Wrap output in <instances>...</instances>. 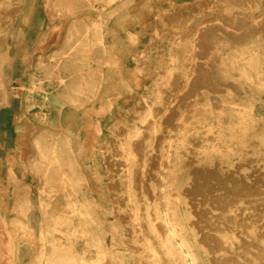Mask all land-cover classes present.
<instances>
[{
    "label": "bare ground",
    "instance_id": "6f19581e",
    "mask_svg": "<svg viewBox=\"0 0 264 264\" xmlns=\"http://www.w3.org/2000/svg\"><path fill=\"white\" fill-rule=\"evenodd\" d=\"M60 1L42 0L48 19L59 18V23L39 30L32 43L17 29L11 53L9 28L29 19L20 14L23 0H0V46L7 44L0 48V123L11 121L17 131L14 146L5 151L3 175L0 170V264H123L117 252H132L137 264H264V125L259 123L264 122V109H258L259 93L264 92V0H162L154 7L147 3L151 13L144 29L126 30L131 66L115 42L108 51L103 45L104 17L111 18L130 0H86L97 16L87 18L84 29L73 27L85 36L75 51L87 63L96 60L99 71L107 65L106 79L118 74L125 89L132 88L126 77L132 72L143 77L149 68L156 80L150 92L141 91L119 116L113 107L123 94L113 81L106 100L83 108L87 124L80 157L92 160L93 166L88 178L82 174L80 180L75 179L76 163L46 145V130L61 127L62 118L49 122L44 109L28 114L37 99V104L58 109L63 100L45 82L21 76L30 75L36 55L44 56L47 46L63 41L64 23L78 6L69 0L59 9ZM127 15L135 19L138 14ZM142 31L148 35L141 37ZM97 43L102 47H95ZM95 49L99 55L92 54ZM17 54L25 63L22 72L14 62ZM70 56L55 58L61 62ZM136 85L149 90L142 80ZM89 95L80 93L68 102L84 106ZM122 99L129 104L124 95ZM229 110L237 113L241 126L225 127L220 115L227 116ZM201 114L217 120L216 125H204V135L192 122ZM110 116L114 122L105 133ZM218 143L226 151L233 143L238 160L223 153L209 155L218 151ZM17 168L37 178L35 193L52 199L61 191L66 197L63 208L42 206L37 234L19 218L25 213L22 196L29 186L16 176ZM84 185L107 197L108 205L93 193L88 200L95 215L107 211L105 228L95 226L89 208L70 196ZM72 216L78 223L71 222ZM106 232L116 236L120 250L103 245ZM82 237L95 248L94 262L77 253L72 240ZM25 242L35 247L30 263Z\"/></svg>",
    "mask_w": 264,
    "mask_h": 264
},
{
    "label": "rangeland",
    "instance_id": "374dc122",
    "mask_svg": "<svg viewBox=\"0 0 264 264\" xmlns=\"http://www.w3.org/2000/svg\"><path fill=\"white\" fill-rule=\"evenodd\" d=\"M52 0H50L51 2ZM69 0H61L60 4H57V7H64ZM73 4L78 7L74 8L72 12H70V16L65 21V29L66 31L61 35L62 42L58 44H52L46 47V54L44 56L36 55V63L39 64V67L35 66L29 68L30 75L26 74L21 75L25 79H30L31 77L35 80H41L46 83V86L49 90L53 91L57 97L63 100V104L58 109L54 106L44 107L43 105L37 104L40 103V100H36V104L29 105V112L28 114H33V110L37 109H44L46 113V118L49 120H56L59 122V118H62L61 127H50L48 128L47 133L48 135L45 137V141H47L46 145L51 150L52 148L57 149L56 153H60L63 151V154L67 156L69 159L73 160V162L77 165V172L78 175L75 176V179H81L83 176L82 174L87 177V173L89 168L93 166L92 160L90 159H81L80 154L84 150V139H85V127H86V115L83 111L85 107L91 106H98L100 102H103L107 99V92L108 87L111 81H113L118 89L121 90L122 94L128 100L129 104L121 98L118 99L116 103H114V113L116 116L123 111L124 106H130L131 103H134L138 100L139 94L141 91H151L150 87L154 84L156 80V75L153 70L146 68L145 74L143 77L140 75L132 72L129 74V78L132 88L125 89L122 84V81L118 79V74L114 73L112 76L113 78L106 79L107 75L110 73V68L107 65H102L101 71L97 69L96 60H92L90 63H87L86 58H82L80 55V51H75V46L78 44L77 42L81 40L80 38H84V34L80 37L77 32L73 30L74 26H77L79 29H84V26L87 22V18L95 17L96 11L88 6L86 0H70ZM161 2L162 0H130L129 6L126 8H120L112 14L111 18L109 16L104 17L105 23H107V30H105V43H103L105 49L108 51L110 44L115 42V46L121 49L125 53V57L129 60V64L131 66V58L130 53L128 52V40L126 37V30L127 29H144L142 27L143 21L145 17L150 15L149 8H146V4L150 3L154 5ZM128 13H136L139 16L138 19H131V15L128 16ZM20 14L24 15V17L28 18L29 20L24 23L23 21H19L18 26H12L9 28L7 32V44H2L0 46L1 49L5 48L7 45L8 49L12 53V49L14 46V40L16 38V31L18 29L19 32L23 33L25 40L28 43L35 42L36 34L39 30H46L48 26H52V24L59 23V18H53V21H50L42 8V0H23L22 10ZM148 14V15H147ZM125 22L124 26L122 25ZM115 28L116 30H111ZM146 30V29H145ZM140 31V30H137ZM70 32V33H69ZM70 35L72 37H70ZM141 37H145L148 35V32L145 31L140 34ZM92 41V40H91ZM141 43L139 42L136 44V47H139ZM71 50H67L70 48ZM95 47H102L100 43L94 45ZM162 47L167 51V45L162 44ZM65 51V53H64ZM72 53L73 56L66 57L61 62L55 58L59 54L68 55V53ZM93 55H99L98 50H94ZM74 56H77L76 58ZM81 57V58H80ZM42 61L40 62V59ZM155 58L158 60L160 59V55H156ZM159 61V60H158ZM15 65L17 66L18 70L22 72L25 69V63L22 61L21 55L17 54L15 56ZM92 64V66H91ZM103 76V77H102ZM105 76V77H104ZM141 79L146 85L149 86V90L141 86H137L136 84L139 83ZM80 93H90L88 101L85 105H75L74 103L68 102L70 98L76 99L77 95ZM148 100L153 102L152 105L156 104L157 101H154L153 96L151 93L147 96ZM15 104L19 103L18 99H14ZM65 101V102H64ZM264 92L259 93V102H258V109H264ZM48 109V110H46ZM229 114L220 115L222 116V122L226 125L230 124L231 126H235L236 128L242 125L241 119L238 117L237 113L229 110ZM198 120H193L192 122L195 125L200 126L198 128V133L204 135L205 134V127L206 124L216 125L217 120L214 118L213 115H198ZM206 117V118H204ZM110 119L106 120V126L104 128V132L107 128L114 122L113 117L110 116ZM56 122V123H58ZM112 122V123H110ZM260 126L264 125L262 120L259 121ZM140 126V123L138 124ZM202 125V126H201ZM226 132L228 130L224 129ZM16 129L14 124L9 121L0 123V140L2 142V146L0 147V170L1 174L5 172V165L7 163V157L5 155V151L9 150L14 146L15 142V135ZM106 133V132H105ZM52 134V137H51ZM105 136V134H104ZM212 139V143L216 144L218 140L213 138L212 136H206ZM229 139V137H227ZM57 140V143H53ZM219 148L217 152H212L209 155H213L215 157L219 156L220 154L224 155L225 158L230 159L231 161H237L239 154L237 152L236 146L233 143L231 144L230 150L226 151V148L222 145V143H218ZM68 145L70 146L71 150L68 151ZM210 148V147H209ZM219 153V155H217ZM254 154V152H251ZM221 156V155H220ZM222 157V156H221ZM204 160V159H202ZM227 169L226 165H222L221 171L225 172ZM16 176L20 179L26 181L27 185L26 190H24V194L22 196V200H25L26 208L24 210L25 213L20 214L19 218L22 222L28 223L33 229L35 234L38 233L39 223L41 219V208L42 206L46 205L47 209H60L65 207V200L66 197L61 191H57L54 193L52 199H50L46 195H40L35 193L37 187V178H34L31 174L26 173L23 174V171L19 168L15 169ZM181 178H185V171L181 172ZM107 177V176H106ZM106 177H104L106 179ZM14 185H9V189L11 190ZM93 193L96 197L102 200V203L108 205V200L106 196H101V193H98L94 189H90L89 185L82 186V189L76 193V195L70 194L73 200H75L76 204L83 205L84 208L88 207V200L90 194ZM28 202V203H27ZM46 208V207H45ZM89 212L92 213L91 217H93L94 221L93 224L95 225L96 222L102 224L104 228L106 227V223L108 222L107 211L105 213L99 212L97 215L94 214L89 208ZM177 216L182 217L184 213L179 210H176ZM71 222L78 223L77 219L73 216L71 217ZM115 235H112L109 232H106L105 237L103 236V245L110 248L121 249L123 246L119 243L118 239L115 238ZM77 249V253L79 257L85 255L87 260L95 261L96 252H94V246L91 245L87 238H77L72 240ZM25 257L26 262L30 263V261L34 257L35 247L28 242H25ZM89 247L90 252H82L84 249ZM49 248V247H48ZM198 252H202L198 249ZM63 252H61L62 254ZM84 253V254H83ZM119 255L123 256V264H137L135 258L132 255V252H117ZM200 256H204V254L200 253ZM78 263V262H77ZM65 264H76L72 263V261H67Z\"/></svg>",
    "mask_w": 264,
    "mask_h": 264
}]
</instances>
